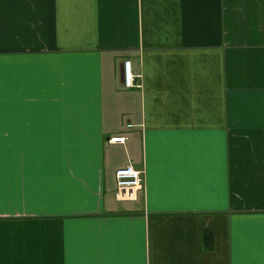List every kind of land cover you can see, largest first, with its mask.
<instances>
[{
    "label": "crops",
    "instance_id": "0c3cea01",
    "mask_svg": "<svg viewBox=\"0 0 264 264\" xmlns=\"http://www.w3.org/2000/svg\"><path fill=\"white\" fill-rule=\"evenodd\" d=\"M0 264H264V0H0Z\"/></svg>",
    "mask_w": 264,
    "mask_h": 264
},
{
    "label": "built area",
    "instance_id": "2783aa9c",
    "mask_svg": "<svg viewBox=\"0 0 264 264\" xmlns=\"http://www.w3.org/2000/svg\"><path fill=\"white\" fill-rule=\"evenodd\" d=\"M123 84L126 88L135 87V75L132 72L130 60L124 61L123 64ZM119 138L118 141H123ZM116 184L120 190L138 188L141 185V172L136 171L131 164L121 167L115 172Z\"/></svg>",
    "mask_w": 264,
    "mask_h": 264
},
{
    "label": "bare ground",
    "instance_id": "6f19581e",
    "mask_svg": "<svg viewBox=\"0 0 264 264\" xmlns=\"http://www.w3.org/2000/svg\"><path fill=\"white\" fill-rule=\"evenodd\" d=\"M141 179H142V172H141ZM142 182V181H141Z\"/></svg>",
    "mask_w": 264,
    "mask_h": 264
}]
</instances>
